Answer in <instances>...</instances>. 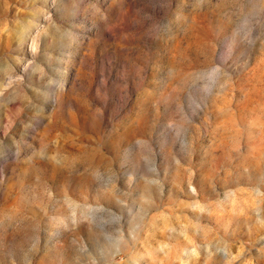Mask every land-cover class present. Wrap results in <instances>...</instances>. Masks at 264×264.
<instances>
[{
  "label": "rangeland",
  "instance_id": "1",
  "mask_svg": "<svg viewBox=\"0 0 264 264\" xmlns=\"http://www.w3.org/2000/svg\"><path fill=\"white\" fill-rule=\"evenodd\" d=\"M0 264H264V0H0Z\"/></svg>",
  "mask_w": 264,
  "mask_h": 264
}]
</instances>
